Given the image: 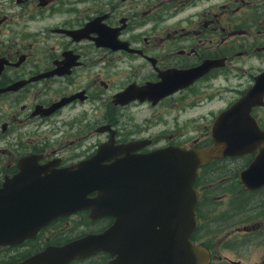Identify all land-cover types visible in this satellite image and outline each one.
I'll return each instance as SVG.
<instances>
[{
	"label": "flooded vegetation",
	"instance_id": "1",
	"mask_svg": "<svg viewBox=\"0 0 264 264\" xmlns=\"http://www.w3.org/2000/svg\"><path fill=\"white\" fill-rule=\"evenodd\" d=\"M262 74L264 0H0V188L28 165L25 157L50 173L133 159L140 194L125 219L163 228L173 218L170 186L156 179L168 176L166 159L150 168L151 177L140 159L213 144L218 116ZM252 114L264 130V103ZM259 153L199 167L190 239L208 253L202 264H264ZM126 174L120 187L129 189ZM120 206L116 217L85 208L54 218L32 238L0 243V264L100 237L115 223L118 250L122 200ZM112 252L68 264H110Z\"/></svg>",
	"mask_w": 264,
	"mask_h": 264
},
{
	"label": "water",
	"instance_id": "2",
	"mask_svg": "<svg viewBox=\"0 0 264 264\" xmlns=\"http://www.w3.org/2000/svg\"><path fill=\"white\" fill-rule=\"evenodd\" d=\"M263 97L264 74L250 92L218 116L212 126L213 144L190 150L172 146L165 153L147 154L140 159V167L147 170L150 177V168L166 159L168 176L156 173V179L170 186L165 195L171 199V224L153 230L148 224L137 225L125 219L140 194L134 185L138 182L135 175L142 172L135 170L133 159L109 164L91 160L50 173L38 158L30 156L22 159L28 165L21 163L19 172L0 188V243L32 238L54 218L85 208H91L94 216L116 217L122 200L124 221L118 250L115 223L100 237L87 235L63 246H50L21 264H68L102 249L117 253L110 264H202L208 253L190 239L197 224L194 209L197 194L193 181L199 167L213 158L259 149L261 163L264 130L252 109L264 103ZM123 171H127L124 178L129 180V189L120 187ZM93 192H97V196L88 197Z\"/></svg>",
	"mask_w": 264,
	"mask_h": 264
}]
</instances>
